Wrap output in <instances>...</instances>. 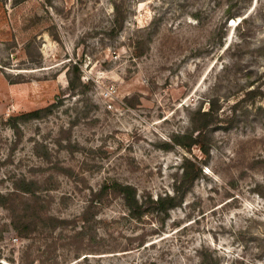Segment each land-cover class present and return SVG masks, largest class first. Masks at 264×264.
Segmentation results:
<instances>
[{
    "label": "rangeland",
    "instance_id": "374dc122",
    "mask_svg": "<svg viewBox=\"0 0 264 264\" xmlns=\"http://www.w3.org/2000/svg\"><path fill=\"white\" fill-rule=\"evenodd\" d=\"M0 192V264H264V0H0Z\"/></svg>",
    "mask_w": 264,
    "mask_h": 264
},
{
    "label": "trees",
    "instance_id": "16d2710c",
    "mask_svg": "<svg viewBox=\"0 0 264 264\" xmlns=\"http://www.w3.org/2000/svg\"><path fill=\"white\" fill-rule=\"evenodd\" d=\"M114 7L119 10L120 5L115 2ZM34 114L39 113V111H35L33 112ZM30 114V115H34V114ZM206 115L210 114V113H204ZM179 141V140H178ZM183 169V172L180 176V178H178V181L180 184H191L194 179L200 177L203 173V169L201 167V164H185ZM28 184H32V182H27ZM112 187H114L115 189L119 190L125 200V203L127 204L128 208L130 209V211L132 213H140V204H139V200L137 197V190L136 188L131 185V184H124L121 183L118 180H114L112 185ZM106 189H108V185H104L102 188V191H106ZM21 191V195L20 197V201L22 202V206H17L15 208H13V215H15V217H17V221H15V228L18 229L20 232L19 233H25L24 231L29 229V227L26 229L25 228V224L24 222H22L20 217H28L30 214V211H33V205L31 203V201L36 200V197L33 194V196L31 195L32 193V189L30 187H26V188H20ZM177 192L175 194H165V195H159L156 199H154V202L157 204L158 207H160L161 209H167L168 207H174L175 205H177L179 203L178 199L181 197V190L178 188L176 190ZM0 197H2V199L6 202L8 200V196H6L5 194H2L0 192ZM4 202V203H5ZM16 210L22 211L21 215L16 214ZM24 235V234H23Z\"/></svg>",
    "mask_w": 264,
    "mask_h": 264
}]
</instances>
